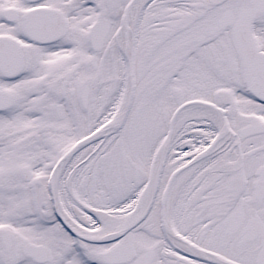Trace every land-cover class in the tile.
Here are the masks:
<instances>
[{
  "label": "snow or ice",
  "instance_id": "snow-or-ice-1",
  "mask_svg": "<svg viewBox=\"0 0 264 264\" xmlns=\"http://www.w3.org/2000/svg\"><path fill=\"white\" fill-rule=\"evenodd\" d=\"M0 264H264V0H0Z\"/></svg>",
  "mask_w": 264,
  "mask_h": 264
}]
</instances>
